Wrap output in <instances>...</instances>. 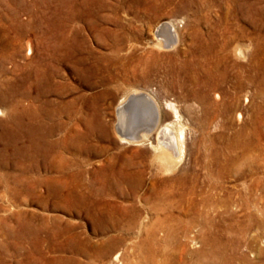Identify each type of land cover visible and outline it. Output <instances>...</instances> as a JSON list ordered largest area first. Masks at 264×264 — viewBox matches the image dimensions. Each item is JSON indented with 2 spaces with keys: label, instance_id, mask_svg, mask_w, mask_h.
I'll list each match as a JSON object with an SVG mask.
<instances>
[{
  "label": "rangeland",
  "instance_id": "obj_1",
  "mask_svg": "<svg viewBox=\"0 0 264 264\" xmlns=\"http://www.w3.org/2000/svg\"><path fill=\"white\" fill-rule=\"evenodd\" d=\"M240 65L264 77V0H0V264H141L147 237L150 264H264V96L243 94L227 129L193 96ZM134 93L161 107L147 138L138 118L121 125ZM172 106L184 156L165 171L153 146ZM242 128L260 149L220 175L208 149Z\"/></svg>",
  "mask_w": 264,
  "mask_h": 264
},
{
  "label": "bare ground",
  "instance_id": "obj_2",
  "mask_svg": "<svg viewBox=\"0 0 264 264\" xmlns=\"http://www.w3.org/2000/svg\"><path fill=\"white\" fill-rule=\"evenodd\" d=\"M162 35H164V33ZM165 35H166V33H165ZM170 36H171L172 40H170V42L167 43L166 46L172 45V42L177 41V36L174 32L171 31ZM175 43H177V42H175ZM160 45H162V44L160 43ZM234 48L235 49L233 52H234L235 56L242 58V55L245 52V49L243 47H241V45H238ZM222 58L226 59V57H222ZM222 58H219V59H222ZM239 67H240L239 72L236 75H234L233 77L231 75L233 73H230V70H228L227 67H221L222 69L217 70L213 75H211L210 78L208 77L207 79L203 80L204 81L203 86L205 87V90L202 93H196L195 95H193V96H197L195 98L198 99V101L202 104V107L205 108V115H207V118L209 117L208 123H209L210 118H211V120L212 119L215 120L217 117H221L222 119L224 118V120H222L224 122H222V124H220V125H223V127L225 129L229 128L228 126H229L230 121L225 120V117L229 114H232L235 110H237L241 107V96L243 94H245V101H248L249 97H248L247 93H249V89L252 86L256 87L255 95L257 96V98L264 96V79H263L264 77L262 75L259 76V73L256 70H255L256 72H254V73L252 71L253 74L252 73L247 74V72H246V70L248 68L247 66L240 65ZM209 70H210V68H209ZM229 81H232V86L226 87V85H227L226 83H228ZM212 93H214L215 99L212 98V96H211ZM136 97H138V95L136 93H134V95H132L127 102H122L121 104H119L118 111L121 115V125L122 126H127L128 124L132 125V123H133L132 119L138 118L141 126L147 125V126H145L143 133H141L142 136L140 137V139L145 138V137L147 138L150 136V134H152V133H150V131H152L154 129V127H153L154 124L160 122V115H161L160 114V108L161 107L159 108L157 105L158 103H155V101H153L151 98H148V96H145V95L140 96L142 99L141 103L136 104L135 100L133 99ZM220 99H221V101H220ZM126 105H128V107H130L131 105L136 106L135 110L137 111L138 117H136V115L134 114L135 112L134 113L131 112L130 114L133 113V115H132L133 118L131 116V119H130L131 121L124 120L123 110H124V107ZM149 108H150V110L152 109L153 112H149L150 111V110H148ZM173 109L175 110L176 119L171 124L161 126V128L157 129L158 131H157L156 136L158 137V143H157V145L153 146L154 150L156 152V156H158V158L160 159V161L162 163L161 169L165 170V171L175 170L178 167V165L180 166V163L183 161V156H184L185 129H184V126L181 122V118H180V114L178 113V110H176V108H174V107H173ZM256 111L258 112V114H259V112L262 111L260 106L256 107ZM255 113H254V115H256ZM238 116L241 117V113H239ZM124 121H125V124H124ZM135 121H136V119H135ZM261 121H262V117L258 116V117H256L255 124H260ZM151 122L153 124L149 125ZM205 122H206V120H205ZM155 128H157V127H155ZM136 129H138V128H136ZM255 129H257V128H255ZM132 131H133V129H132ZM255 132H256V130L254 131V133ZM122 135L125 136V137H122V139L124 141H129V142L130 141H132V142L140 141L139 138H136L132 134H128V132L127 133L122 132ZM249 135H251V134H249ZM258 136H260V135H258ZM258 140H259V138H258ZM255 144H257V142ZM255 144L252 142V140L249 139V137L247 135L246 128H242L239 132H236V134L233 135L232 138H229V137L227 138V143L225 144L224 147H221V148L210 147L208 150L210 151V153L214 157L213 163L216 165V168H217L216 172L220 175L227 174L233 170V166L237 161H243V163L246 162L247 154L249 152H257V149H260V148H257ZM235 152H237V153H235ZM137 174H138V172H137ZM155 175L158 177V172L155 173ZM138 176L140 177L139 181L135 182L134 183L135 185H133L132 188L136 189L135 186H137V187L139 186L140 181L143 178L142 177L143 172H140V174H138ZM157 177H155L153 179L154 181L152 183V187L150 188L151 193L152 192H154V193L158 192L159 193V192L164 191L165 189L163 188L162 185L168 186V183H169L168 187H170V186L173 187V185H174L176 187V189L178 187L180 188V187H182V184L186 180V179H184L185 178L184 172L178 173L171 180H168V179L163 180L161 184H160V182L158 183ZM228 201L229 200H227V199H225V200L222 199L223 203H227ZM165 202L166 201H164V203ZM161 203L162 202L157 203V204L160 205ZM252 218L255 219L254 217H252ZM147 234H148V232H147ZM118 241L114 238L109 239V242H110L109 248H101L100 251H98V252L96 251V254L94 255L96 257V260L99 258H104L106 256H109L110 252L112 251V248L117 246ZM204 241L206 243H211L214 245L220 241V237L215 236V234H210L209 232L206 231ZM141 247H142V250L145 254V256L143 258V263H141V264H150V255L152 252V248L150 246L148 237L144 239L143 245ZM224 249H225V246L222 245L217 249V252L222 253L224 251ZM263 255H264V252H263ZM115 258L116 259L119 258V253L116 255Z\"/></svg>",
  "mask_w": 264,
  "mask_h": 264
}]
</instances>
